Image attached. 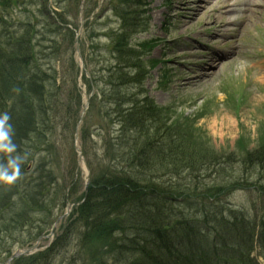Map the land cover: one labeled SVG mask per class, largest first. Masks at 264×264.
Wrapping results in <instances>:
<instances>
[{
    "label": "rangeland",
    "instance_id": "1",
    "mask_svg": "<svg viewBox=\"0 0 264 264\" xmlns=\"http://www.w3.org/2000/svg\"><path fill=\"white\" fill-rule=\"evenodd\" d=\"M12 1L8 0V5H2L7 1L0 0V47L7 36H19L21 26L32 27L36 63L31 68L37 66L36 69L32 68L33 71H43L50 77L45 83L47 94L53 93L48 105L51 104L54 112L57 111L54 128L51 125L52 110L42 116L49 120V125L43 126V130L50 133L45 132V141L37 150L30 149L27 140L21 143L22 150L18 154L27 153L25 164L33 160V167L27 174L22 173L20 180L22 184L31 179L35 183L40 176V165H47L46 170L52 171L53 178L45 191L53 202V210L47 219L45 216H32L30 232L19 233L10 229V236L0 235V264H4L9 255L24 246L22 242L28 233L37 236L49 232L52 223L65 212L64 205H61L64 195L69 200L66 205L77 202L81 195L85 172L78 164L72 146L84 99L90 93L92 97L79 126L77 143L86 151L83 155L85 166L91 165V169L88 167L91 182L105 168L116 170L122 166L117 165L110 155H105L104 138L108 134L110 138L119 136L121 125L115 102L123 94L130 96L143 90L149 101L163 108L164 119L170 116L172 120L184 118L195 121L197 135L209 141L213 152L221 156L233 153L235 160L241 157L238 153L240 136L253 144L264 133V0H257L260 5L258 12L249 15L248 20L244 19V3L247 0H200L199 7L192 5L198 0H140L141 6L134 10L138 13L137 23L141 26L129 44L144 62L141 69L144 79L136 75L132 80L137 82L136 85L128 84L119 89L113 88L119 83L116 69L113 73L112 68L118 63L113 45L122 27L120 12L126 8L122 0H87L80 30L77 29L79 23L75 0H71V6L44 2L45 14L42 0H18L16 4ZM223 6H228V11L219 13L218 9ZM228 20L233 21L234 25L226 27L229 31L224 37L217 36L220 29L217 25L226 24ZM61 21L72 26V32H79L77 41L75 36L73 39L67 36L70 30L63 27ZM53 22L58 26H53ZM212 40L215 46L207 50L204 43ZM152 41L155 45L149 48ZM187 52L193 53V57L188 56ZM226 53L223 58L222 54ZM214 55H217L214 58L217 63L214 68H209L205 58ZM81 64L89 76L79 68ZM136 72L130 69L128 76L133 77ZM111 75L112 78L108 79ZM54 85L59 87L56 93ZM64 116L67 120L63 119ZM31 141L34 142V138ZM249 147L252 150L253 146ZM119 153L124 154L121 150ZM2 156L0 154V158ZM240 163L234 162V175H231L233 180H247L248 188L235 189L220 198L218 203H225L223 208L239 210L249 228L253 224L257 227L264 222V195L258 190L259 186L264 185V166L248 170L243 169ZM155 174L158 184L168 180L161 177L159 170ZM225 177L226 180L232 179L228 175ZM208 180L203 178L201 181L208 183ZM173 181L175 189H179L178 185L181 190L189 186L185 173L173 175ZM60 186L63 189L59 192ZM67 189L70 190L66 194ZM12 192L10 199L16 200L18 194L11 187L9 194ZM27 193L32 194L34 190L29 189ZM207 206L208 201L193 199L178 202L172 207L168 205L166 210L172 208L203 224V209ZM6 214L10 217L12 213H9V209L0 212V216ZM59 224L55 227L52 241L67 232L69 235L53 264H114L112 253L106 256L99 254L97 243L84 242L86 245H83V229L75 220L73 211ZM46 245L47 242L39 243L38 250ZM259 250L256 245L252 256L263 264ZM91 257L97 262L94 263Z\"/></svg>",
    "mask_w": 264,
    "mask_h": 264
},
{
    "label": "trees",
    "instance_id": "2",
    "mask_svg": "<svg viewBox=\"0 0 264 264\" xmlns=\"http://www.w3.org/2000/svg\"><path fill=\"white\" fill-rule=\"evenodd\" d=\"M64 1L60 0L59 5ZM122 1L126 8L120 12L122 27L113 45L118 63L112 69L113 73L116 69L119 83L113 88L117 89L128 84L136 85L137 82L132 81L134 77L144 79L142 58L129 44L141 26L134 10L141 6L140 0ZM32 34L33 29L28 25L19 36L5 38L9 53L0 49V112L6 111L11 117L17 153L21 152L24 140L30 143L32 150H37L45 141V135L50 131L43 130V126L47 127L49 120L42 116H46L50 109L53 112L51 125L53 128L56 126L53 122L57 111L48 105L53 93L48 95L45 86L50 77L43 71H33L32 68L37 66L31 68L36 63ZM67 34L73 39L70 31ZM130 69L137 70L133 77L128 76ZM111 78L112 75L108 77ZM53 88L55 93L59 89L55 85ZM126 95L119 96L115 102L121 125L119 136L110 138L108 134L104 138L105 155H110L117 165L122 166H115L116 170L105 168L102 174L94 177L84 202L74 209L75 220L83 229V245H86L84 242L97 243L99 254L106 256L112 253L114 264H257L251 257L257 243L264 261V222L249 228L242 212L234 207L223 208L225 203H218L220 198L235 189L248 188L247 180H233L234 162H241L243 169L248 170L264 166V133L253 144L240 136L237 151L241 157L235 160L233 153L221 156L213 152L209 141L197 135L195 121L184 118L172 120L170 116L164 119L163 108L149 101L143 90ZM63 119L67 120V117ZM120 150L124 154L120 155ZM2 155L0 163H5L7 154ZM25 166L24 162L21 174ZM46 167L40 165V176L35 183L31 179L22 184L19 177L10 185H0V204L3 205L0 209H9L12 213L10 217L7 214L0 216V235L10 236L11 231L30 232L32 216H45L47 219L51 215L53 202L45 190L53 177L52 171ZM88 167L91 169V165ZM158 170L161 177L168 178L166 182L158 184L155 174ZM184 173L189 186L181 190L178 185L180 190L175 189L173 175ZM225 175L232 179L226 180ZM203 178L209 179L208 183L201 181ZM11 187L18 194L16 200L10 199L13 194H9ZM29 189L34 193H27ZM258 190L264 195V185ZM193 199L208 201V208L203 209V224L172 208L166 210L168 205L172 207L178 202ZM65 200L63 196L61 205H65ZM67 233L61 235L62 241L58 237L47 249L13 264L23 261L25 264H53L65 246ZM41 235L28 233L22 245Z\"/></svg>",
    "mask_w": 264,
    "mask_h": 264
},
{
    "label": "clouds",
    "instance_id": "3",
    "mask_svg": "<svg viewBox=\"0 0 264 264\" xmlns=\"http://www.w3.org/2000/svg\"><path fill=\"white\" fill-rule=\"evenodd\" d=\"M8 112H0V154L6 155V162L0 163V183L10 185L21 176V166L27 153L18 154L13 141L14 129Z\"/></svg>",
    "mask_w": 264,
    "mask_h": 264
},
{
    "label": "bare ground",
    "instance_id": "4",
    "mask_svg": "<svg viewBox=\"0 0 264 264\" xmlns=\"http://www.w3.org/2000/svg\"><path fill=\"white\" fill-rule=\"evenodd\" d=\"M200 0H198L197 2H194L192 5H195L196 7H199L198 6V3H199ZM244 19H249V15H252V14H257L258 12V8H259V1L257 0H247L245 3H244ZM229 7L228 6H223L221 8L218 9L219 13L220 11H228ZM192 18V16L190 17ZM215 22L213 23V26ZM229 25H234V22L231 21V20H228L226 24H221L220 26L217 25V28H220L219 30H217V36H221V37H224L229 29H227L226 27L229 26ZM213 43V40L211 42H207V43H204L207 47V50L208 48H214L215 45L212 44ZM218 52V51H217ZM219 53V52H218ZM187 55L190 56V57H193V53L191 52H187ZM227 53L226 54H222L223 58L226 57ZM214 58H217V55H214L213 57H206L205 59L209 62V68H214L216 63H217V60L214 59ZM232 58V57H231ZM231 58H229L228 60H230ZM230 62V61H229ZM205 76V75H203Z\"/></svg>",
    "mask_w": 264,
    "mask_h": 264
},
{
    "label": "water",
    "instance_id": "5",
    "mask_svg": "<svg viewBox=\"0 0 264 264\" xmlns=\"http://www.w3.org/2000/svg\"><path fill=\"white\" fill-rule=\"evenodd\" d=\"M86 107H87V104H86L85 109L83 110L82 114H84V112L86 110ZM75 150H76V152L78 154V162L81 163L83 161V157L81 155V152L79 151V149L77 147H75ZM34 249H35V247L31 248V249H25V250H22L20 252L15 253L10 259L7 260L6 264H9L15 258H18V257L23 256V255L30 254L31 252H33Z\"/></svg>",
    "mask_w": 264,
    "mask_h": 264
}]
</instances>
